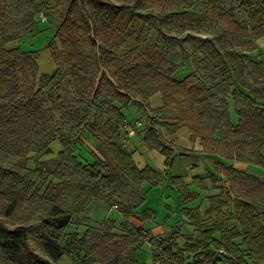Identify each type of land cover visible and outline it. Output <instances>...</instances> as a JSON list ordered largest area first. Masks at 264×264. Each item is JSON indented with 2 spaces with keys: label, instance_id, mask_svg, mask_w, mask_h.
<instances>
[{
  "label": "trees",
  "instance_id": "trees-1",
  "mask_svg": "<svg viewBox=\"0 0 264 264\" xmlns=\"http://www.w3.org/2000/svg\"><path fill=\"white\" fill-rule=\"evenodd\" d=\"M181 1L188 0H179V3ZM237 1V7L223 8L221 0H204V12L217 18H236L238 8L239 17L256 20L258 24L248 30L253 36L251 45L254 47L255 39L264 36V0ZM165 2L169 3V0ZM78 3L85 7L91 4L87 16L90 20L85 21L94 27V36L85 34L82 37L77 31L79 18H83L74 8ZM159 6L163 14L152 10L146 14L141 4L133 5L128 0L118 3L113 0H69L54 34L61 48L58 52L51 51L56 67L49 74L39 71L34 51L23 50L18 45L6 47V43L16 39L18 34L4 33L6 6L0 0V147H10L9 151L23 159L30 151L50 152L49 144L58 141L60 160L51 172L80 183L78 198H82L81 201L100 198L101 192L107 198L113 196L116 203L112 206L123 215L126 231L117 234L109 228L89 227L83 236H74L63 247L59 238L69 224L68 217L42 218L37 223V240L46 254L43 256L29 243V225H9L3 218V215H11L21 208L30 185L23 180L18 169L0 163V212L3 213L0 215V254L8 262L53 264L66 253L79 254L86 260H98L104 264H147L137 258L139 243H142L139 239L141 229L129 226L127 219L134 217L145 201V184L159 183L158 172L150 166L139 168L132 152L119 140L124 114L114 104L116 98L135 95L136 100L143 102L159 92L162 108L170 113L175 122L173 125L187 126L191 138H199L201 152L218 153L221 143L228 145L232 142L234 149L222 153L223 157L229 158V154L264 166V107L258 100L264 98V93L243 80L244 63L251 61L245 60L240 53L238 57L234 49L223 48L217 41L224 42L222 36L205 37L200 40L201 56L192 55L194 71L177 80L173 77L176 63L170 59L172 48L168 37L171 35L166 32L168 30L160 28L155 36H151L154 26L151 18L156 26L164 23V27L179 14L176 27L183 31L185 28L180 24V17L185 18L190 11L186 6L175 13H170L172 9L164 13L166 6ZM146 18H150L149 25L143 23ZM236 23L235 19L230 20L231 27L237 28ZM222 31L231 34V30ZM98 39L102 43L101 53L88 52L87 46L92 45L95 49ZM129 41L133 46L128 47ZM260 64L264 66V61H259ZM65 65H69L74 90L72 93L68 91L67 96L57 93L56 102L46 107L40 99L42 84L36 85L37 77L47 82L60 81L61 68ZM210 69H213L212 74ZM244 87H250V91ZM231 99L237 104L236 123L230 120L228 104ZM93 103H98L99 107L88 113ZM54 111L58 114L55 115ZM158 131L148 124L140 135L144 144L165 156L168 166L172 157ZM84 133L96 142L91 148L94 159L87 163L79 162L74 155L77 146L84 142ZM222 169L226 184L220 186L218 193L210 195L211 208L222 211V206L229 209L228 205L232 204L234 211L230 209L224 213L221 222L214 221L208 228H198L199 238L187 246L197 258L192 264L217 259L216 254L208 251V246L217 250L223 248L229 264H260L264 261V180L225 165ZM187 196L192 195L181 191V203ZM47 202L48 198L42 197L43 207ZM182 208L197 224L201 222L197 210L194 214L192 208ZM50 209L54 215L63 211L54 203ZM145 211L141 208L139 212ZM216 231L220 233L218 238L213 236ZM155 260L152 258L150 264H155ZM164 262L167 261L162 264Z\"/></svg>",
  "mask_w": 264,
  "mask_h": 264
},
{
  "label": "rangeland",
  "instance_id": "rangeland-1",
  "mask_svg": "<svg viewBox=\"0 0 264 264\" xmlns=\"http://www.w3.org/2000/svg\"><path fill=\"white\" fill-rule=\"evenodd\" d=\"M113 1L118 3L122 0ZM128 1L133 5L141 4V8L144 9L146 14L149 10L163 14V9L159 4L166 6V12L164 13L170 12L171 9L170 13H175L186 6L190 11V14L185 18L180 17V24L185 28L183 31H179V28L176 27V21L179 24V14L177 17H172V21L167 22L168 25H164V27V23L156 26V23H153L151 18V24L152 26L154 25L150 32L151 36H155L160 28L168 30L169 32H166L171 35L170 38L168 37V42H170L172 48V51H170L172 58H169L176 63L174 78L179 80V78L194 71L192 55L201 56L203 47L200 40L202 38H220L222 36L224 42L219 39L217 41L223 48L234 49L238 52V57L240 53L244 55L245 60L251 61L244 63L246 66L243 77L245 84L255 86L260 93H264V66L258 65L259 61H264V55H259L255 46L252 47L253 36L248 32L251 26L258 24L256 20L246 18V16L239 17L238 8H236L238 12L236 9L234 10V12L236 11V18H217L216 16H211L210 13L205 14L203 8L204 0H188L189 4L186 1L179 3V0H169V3H164V0H154L155 2L153 0ZM68 2L69 0H2V4L6 6L4 8V33L18 34L16 39L6 43V47L18 45L23 50L34 51L35 56H37L39 71L52 73L56 66L52 60L51 51L58 52L61 48L60 42L54 34L62 21L61 17ZM235 5L236 7L238 6L237 0H221L223 8ZM90 6L91 4L85 7L81 3L74 6L77 12L83 16V18H79V26L77 27V31L80 34L82 33V37L86 35L87 37L94 36L96 32L93 29L94 27L87 25L85 21L90 20V18H87L89 12H91ZM102 19L100 18V20ZM146 19L143 23L149 25L150 18ZM231 19H235L237 28L230 26ZM100 20L98 24H100ZM223 29L226 32L231 30V34L229 32L223 33ZM243 42L246 43L244 44ZM131 46H133V42L129 41L128 47ZM99 48L102 49V43L98 39L95 49L91 45L89 48L87 46V51L91 53L97 52L99 55L101 53ZM68 69L69 65L61 68L62 76L60 81L57 79L55 82H47L37 77L36 85L42 84L40 99L44 106L51 107L53 102H56L57 93L61 96H67L69 92L72 93V90H74L71 86L72 76ZM212 71L213 69L209 70L210 74H212ZM108 75L110 76L109 73ZM205 75L207 76L208 73ZM204 78H199L198 80ZM246 88L244 87V89ZM246 90L250 91V87ZM136 97L135 95H129V98H116L113 102L124 114L123 129L119 140L123 141L128 150L131 152L135 151L143 159L144 163H147L145 165L152 167L158 172L159 183L154 185L146 183L144 186L145 201L138 210L140 211L142 208L146 211H137L134 213V217L127 219V222L131 224H127V226L141 229L139 239L142 243H139L137 258L150 264L152 258L155 259L168 253L167 255L171 256L170 260H165L167 262H164V264L169 261L173 262V264H192L197 258L193 256L192 252L187 250V246L199 238L198 228H208L214 221L221 222L223 221L224 213L229 212L230 209L234 211L232 204L228 205L229 209H227V206H222V211L211 208L213 201H211L210 195L218 193L220 186L226 184V175L223 174L222 165L252 174L261 180H264V166L231 157L229 154H226L229 158L223 157L222 153L230 152L234 149L232 142L228 145L221 143L220 146L219 144L221 148L218 153L195 150L193 148L195 139L191 138V130L189 129L188 138L180 137L186 126L173 125L175 122L170 118V113L162 108V98L159 92L154 93L143 102L136 100ZM258 100H260V106L264 107V98ZM228 105L230 120L236 123L238 120L236 114L237 104L231 99ZM97 107H99L98 103H93L89 107L88 113L93 112ZM54 114L57 115L58 113L54 111ZM134 120L140 121L141 125L132 126ZM148 124H152L159 129L158 132L161 139L167 146L166 151L172 157L170 165L166 166V158L157 149L159 153L150 154L146 152L143 136L140 134H142V130ZM83 139L84 142L77 146L74 155L81 163L92 162L94 158L91 154V148L96 145V142L86 133H84ZM56 144L59 145V150H61L60 143L55 140L49 144L50 152L30 151L27 153L26 158L23 159H20L14 152L9 151L10 147L8 149L6 146L0 147V163L3 165L8 164V167L12 166L18 169L20 174L23 175V180L30 185L28 197L21 208L11 215H3L1 212L0 215H3L4 220L9 225H29V243L35 251L43 256H46V254L37 240L39 234L37 223L42 218L55 220L68 217L69 224L59 238V244L63 247H66L74 236H83L89 227L109 228L117 234L126 233L122 223L124 220L123 215L116 207L112 206L113 203H116V201H113V196L112 199L107 198L101 192L100 198L91 197L81 201L82 198H78L80 183L76 184L66 177L63 178V176L51 172L54 168H57L60 160ZM146 147L151 148L148 145ZM181 191L185 194L190 192L192 195L183 199L184 203H181ZM42 197L48 198L45 207L42 206ZM53 203L63 210L60 214L54 215L51 212L50 208ZM117 206L120 208V204ZM184 206L192 208V213L195 210L198 211L201 217L199 224L190 215H186L182 208ZM201 223L202 226H200ZM219 234L216 231L213 236L218 238ZM236 240L239 241V238ZM167 249H170L169 252L164 251ZM216 250L208 246V251L213 252V255L217 253ZM0 264L12 263L8 262L0 254ZM53 264L104 263L98 260L91 262L79 254L65 253ZM260 264H264V261H261Z\"/></svg>",
  "mask_w": 264,
  "mask_h": 264
},
{
  "label": "crops",
  "instance_id": "crops-1",
  "mask_svg": "<svg viewBox=\"0 0 264 264\" xmlns=\"http://www.w3.org/2000/svg\"><path fill=\"white\" fill-rule=\"evenodd\" d=\"M255 49H256V51L260 54H264V36H260V37H258V38H256L255 39ZM229 112H230V109H229ZM185 130L181 133V138H188L187 136H188V132H189V128L186 126L185 128H184ZM54 142V141H53ZM194 143V142H193ZM56 146L58 147V151H59V149H60V147H59V145L58 144H56ZM144 147L146 148V152H148V153H150V154H153V153H157L158 151L155 149V148H147L146 147V145L144 144ZM193 148L195 149V150H198V151H200L201 150V145H200V143H199V138H196L195 139V143H194V145H193ZM159 153V152H158ZM131 156H132V158H133V160H134V162L136 163V165L139 167V168H142V167H144V166H147V165H145V164H147V163H144V161H143V159L134 151V152H132V154H131ZM162 156H164L163 154H162ZM165 157V156H164ZM245 164H247V163H245ZM147 264H149V263H147Z\"/></svg>",
  "mask_w": 264,
  "mask_h": 264
},
{
  "label": "built area",
  "instance_id": "built-area-1",
  "mask_svg": "<svg viewBox=\"0 0 264 264\" xmlns=\"http://www.w3.org/2000/svg\"><path fill=\"white\" fill-rule=\"evenodd\" d=\"M140 125H141V122L138 121V120L137 121L134 120L133 123H132V126H140ZM224 254H225L224 249L223 248H219L217 250V253H216V255L218 256L217 259L213 260L212 262H203L201 264H229L228 260L224 257ZM170 257L171 256H169L167 254L163 255V256H160V257L156 258L155 264H162V261L170 260Z\"/></svg>",
  "mask_w": 264,
  "mask_h": 264
}]
</instances>
